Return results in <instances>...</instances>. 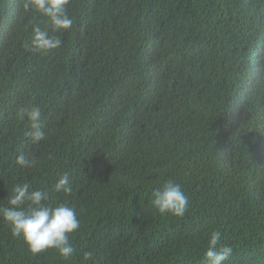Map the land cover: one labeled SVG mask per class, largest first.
Returning <instances> with one entry per match:
<instances>
[{"label":"trees","instance_id":"1","mask_svg":"<svg viewBox=\"0 0 264 264\" xmlns=\"http://www.w3.org/2000/svg\"><path fill=\"white\" fill-rule=\"evenodd\" d=\"M70 29L0 0V208L17 184L76 209L75 248L33 254L0 217V264H264V0H69ZM62 45L46 54L34 28ZM40 107L45 138L24 134ZM35 158L22 167L17 157ZM65 173L73 191L57 193ZM189 198L161 215L167 180ZM92 258L85 260L84 253Z\"/></svg>","mask_w":264,"mask_h":264},{"label":"clouds","instance_id":"2","mask_svg":"<svg viewBox=\"0 0 264 264\" xmlns=\"http://www.w3.org/2000/svg\"><path fill=\"white\" fill-rule=\"evenodd\" d=\"M69 0H23L25 10H33L47 16L53 25V31L67 30L72 27L73 19L68 15L66 6ZM32 44L41 53H48L58 49L62 40L57 36H50L47 30L34 28ZM20 120L27 118L30 128L25 136L33 143H39L45 138V131L41 128L42 111L40 107L21 108L17 112ZM17 163L22 167L32 168L37 164L35 158L28 159L24 155L17 157ZM54 191L70 195L73 191L69 175L65 173L57 181ZM49 194L41 189H32L29 183L17 184L12 189L8 201L11 207L0 208V217L11 225L12 234L22 237L33 254L55 249L64 259H68L75 248L69 241V234L77 231L80 220L76 209L67 203H46ZM151 205L161 215L171 214L183 217L189 207V198L182 186L169 179L161 187L151 191ZM221 233L212 231L208 239V248L205 256L208 264H223L232 254L230 245L220 244ZM91 252L84 253V259L92 258Z\"/></svg>","mask_w":264,"mask_h":264}]
</instances>
